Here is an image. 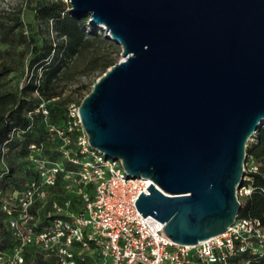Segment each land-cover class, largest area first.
Here are the masks:
<instances>
[{
  "label": "water",
  "instance_id": "water-1",
  "mask_svg": "<svg viewBox=\"0 0 264 264\" xmlns=\"http://www.w3.org/2000/svg\"><path fill=\"white\" fill-rule=\"evenodd\" d=\"M122 47L79 113L91 145L153 182L136 203L176 243L223 234L264 125V0H71Z\"/></svg>",
  "mask_w": 264,
  "mask_h": 264
},
{
  "label": "built area",
  "instance_id": "built-area-1",
  "mask_svg": "<svg viewBox=\"0 0 264 264\" xmlns=\"http://www.w3.org/2000/svg\"><path fill=\"white\" fill-rule=\"evenodd\" d=\"M39 102L28 116L41 113L62 160L46 155L42 144L31 143L27 158L36 176L12 195L0 190V209L17 242L11 252L0 249V264H24L29 247L58 264H264L260 218L239 216L223 234L195 245L174 242L165 223L145 217L136 203L144 191L150 193L153 180L130 175L123 160L91 145L80 103L71 102L66 121L54 124L49 102L43 97ZM15 134L0 146L3 159ZM63 159L75 167L67 168ZM59 181L62 190L55 192ZM252 191L243 184L238 194L245 198Z\"/></svg>",
  "mask_w": 264,
  "mask_h": 264
},
{
  "label": "trees",
  "instance_id": "trees-1",
  "mask_svg": "<svg viewBox=\"0 0 264 264\" xmlns=\"http://www.w3.org/2000/svg\"><path fill=\"white\" fill-rule=\"evenodd\" d=\"M66 5L63 1L45 0L40 2L36 11L38 21L49 28L50 24L55 26L58 34L66 38L64 43L58 44L48 38L37 40L31 37L28 41L25 37L23 42L28 45L29 63L28 69L32 72L30 79L18 89L6 88L5 79L16 68L11 64L3 63L0 66V146L11 137V132L16 131L15 136L7 144L8 151L4 156L0 149V190L4 195H12L15 189L21 188L28 180L36 176V170L31 166L27 158L29 145L36 143L43 145L44 153L50 158L62 160L60 153L55 150V142L51 140L47 123L41 113L28 116V111L35 110L39 106L40 98H45L49 104V119L52 123L62 124L67 119V111L71 102L81 104L85 95L93 88L92 82H80L72 89L78 93L80 100L74 101L71 96L62 98L68 87L62 85L66 70L71 64L72 57L77 55L83 46H86V34L83 30L85 23L91 20V14L76 15L72 12H65ZM52 22V23H51ZM20 25L17 19L11 27ZM91 36L97 40H108L107 35L101 37L99 31L104 28L91 21ZM6 27L0 21V30ZM90 37V36H88ZM116 46L114 41H110ZM118 62L117 58L105 59L101 66L102 71ZM37 93V97L34 95ZM17 148V157H21L20 166L9 158V150ZM247 161L255 158L259 164L258 169L245 171L249 180H244V185L253 187L250 195L245 197L239 212L241 217H258L264 224V125L259 130L256 139L248 147ZM63 162L67 168L72 169L75 165L71 162ZM62 190V183H57L55 192ZM58 195V194H57ZM56 195V196H57ZM16 239L9 227L7 215L0 209V249L11 252L16 245ZM36 254L34 264H58L54 257H46L35 248L29 247L26 251V261L29 255ZM261 264V263H257Z\"/></svg>",
  "mask_w": 264,
  "mask_h": 264
},
{
  "label": "rangeland",
  "instance_id": "rangeland-1",
  "mask_svg": "<svg viewBox=\"0 0 264 264\" xmlns=\"http://www.w3.org/2000/svg\"><path fill=\"white\" fill-rule=\"evenodd\" d=\"M42 1L45 0H0V21L6 25L0 30V66L6 63L16 68L5 79L6 88L8 89L21 88L32 75V72L28 69L30 57L28 56V45L23 42L24 37L28 41L31 37H35L37 40L48 38L58 44L64 43L66 46V38L58 34L53 24H50L48 28L36 18V9ZM61 1L66 5L65 12L73 13L71 0ZM17 19L20 25L14 28L11 27ZM90 24L91 20L86 22L83 27L87 37L85 39L88 41L86 46H83L81 51L72 57L71 64L66 70L62 85L68 87V89L64 92L62 98L71 96L74 101L80 100L78 93L72 92L76 84L99 79L106 72L101 70L105 59L117 58L118 61L123 59L121 45L115 42L116 46H112L108 41H111L110 38L108 40H97L91 36L92 26ZM99 32L101 37L104 38V35H106L105 30L103 29ZM34 95L37 97V93ZM255 139L256 137H254L252 142ZM9 151V158H12L20 166L22 159L17 157V148H12ZM257 164H259L257 160L252 158L246 162L245 168L250 170ZM240 199L242 201L244 196H240ZM36 257L37 255L32 253L24 264H34Z\"/></svg>",
  "mask_w": 264,
  "mask_h": 264
}]
</instances>
